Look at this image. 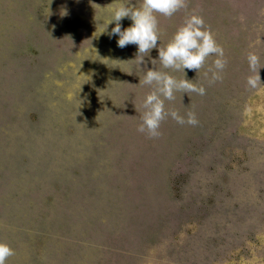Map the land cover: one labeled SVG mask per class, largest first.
<instances>
[{"label":"rangeland","instance_id":"rangeland-1","mask_svg":"<svg viewBox=\"0 0 264 264\" xmlns=\"http://www.w3.org/2000/svg\"><path fill=\"white\" fill-rule=\"evenodd\" d=\"M142 0H0V241L6 264H264V0H187L156 14L158 46L186 17H203L215 55L174 93L162 135L138 132L153 49L117 46L113 9ZM206 3V5H205ZM122 30L131 25L121 20ZM228 30L235 38H229ZM147 66V68H146ZM250 108L251 111L246 109ZM16 260H20L17 263Z\"/></svg>","mask_w":264,"mask_h":264},{"label":"clouds","instance_id":"clouds-1","mask_svg":"<svg viewBox=\"0 0 264 264\" xmlns=\"http://www.w3.org/2000/svg\"><path fill=\"white\" fill-rule=\"evenodd\" d=\"M187 6V0H142L139 7L121 4L113 9V19L110 23L115 22V27L111 29L110 36L119 37L118 47L123 49L128 45H136V58H139L140 63L156 49L158 57L151 60L153 66L158 60L163 69L182 70L185 74L184 78L177 79L168 72L146 66L147 70L140 83L152 90L143 100V112L140 117L142 122L137 130L146 133L149 138H158L162 135L159 131L161 123L169 116L181 125L185 123L191 126L198 125L199 121L192 111L187 113L185 119L177 111L165 109V100H174V93L177 91L201 96L206 94L203 86H197L186 78L185 69L199 72L207 58L215 55L216 59L204 73L206 78L211 73L209 84H212L222 79L221 73L227 65L223 47L216 42L211 29L205 26L203 17L195 12L177 27L166 45L158 46L159 28L156 14L170 18ZM123 18H129L132 23L122 30L120 22ZM246 59L251 73L246 78V84L250 89H258L264 85L259 74L260 58L255 52L249 51ZM246 110L251 111L250 108ZM14 254V250L6 242L0 241V264H6L7 259Z\"/></svg>","mask_w":264,"mask_h":264},{"label":"crops","instance_id":"crops-1","mask_svg":"<svg viewBox=\"0 0 264 264\" xmlns=\"http://www.w3.org/2000/svg\"><path fill=\"white\" fill-rule=\"evenodd\" d=\"M212 1H213V0H206V3L209 2V3L211 4ZM218 1H222V3H223V1H224L223 4H225V0H218ZM206 3H205V5H206ZM211 5H212V4H211ZM228 32H229V33H228L229 38H235V35H233V32H231L230 30H228ZM262 74H264V71H262L261 76H262Z\"/></svg>","mask_w":264,"mask_h":264},{"label":"water","instance_id":"water-1","mask_svg":"<svg viewBox=\"0 0 264 264\" xmlns=\"http://www.w3.org/2000/svg\"><path fill=\"white\" fill-rule=\"evenodd\" d=\"M17 263H20V260H16Z\"/></svg>","mask_w":264,"mask_h":264}]
</instances>
